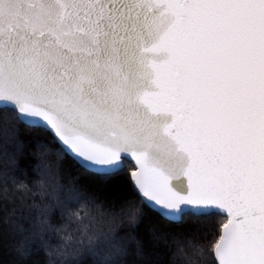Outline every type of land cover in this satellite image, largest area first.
Instances as JSON below:
<instances>
[{"label": "snow or ice", "instance_id": "1", "mask_svg": "<svg viewBox=\"0 0 264 264\" xmlns=\"http://www.w3.org/2000/svg\"><path fill=\"white\" fill-rule=\"evenodd\" d=\"M0 264H264V0H0Z\"/></svg>", "mask_w": 264, "mask_h": 264}, {"label": "trees", "instance_id": "2", "mask_svg": "<svg viewBox=\"0 0 264 264\" xmlns=\"http://www.w3.org/2000/svg\"><path fill=\"white\" fill-rule=\"evenodd\" d=\"M97 191H98V194L100 195H105L107 192V190H104V189H97Z\"/></svg>", "mask_w": 264, "mask_h": 264}]
</instances>
